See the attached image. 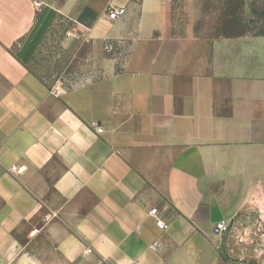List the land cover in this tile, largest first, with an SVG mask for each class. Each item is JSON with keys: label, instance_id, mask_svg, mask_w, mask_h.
I'll return each instance as SVG.
<instances>
[{"label": "crops", "instance_id": "0c3cea01", "mask_svg": "<svg viewBox=\"0 0 264 264\" xmlns=\"http://www.w3.org/2000/svg\"><path fill=\"white\" fill-rule=\"evenodd\" d=\"M62 19L81 78L55 89L29 64ZM256 42L212 57L173 0H0V264H264Z\"/></svg>", "mask_w": 264, "mask_h": 264}, {"label": "rangeland", "instance_id": "374dc122", "mask_svg": "<svg viewBox=\"0 0 264 264\" xmlns=\"http://www.w3.org/2000/svg\"><path fill=\"white\" fill-rule=\"evenodd\" d=\"M173 5L176 31L200 39L212 57L232 63L256 59V41L264 37V0H173ZM71 28L65 19L53 26L29 64L49 85L61 78L70 86L81 78L71 70L73 52L66 43Z\"/></svg>", "mask_w": 264, "mask_h": 264}, {"label": "built area", "instance_id": "2783aa9c", "mask_svg": "<svg viewBox=\"0 0 264 264\" xmlns=\"http://www.w3.org/2000/svg\"><path fill=\"white\" fill-rule=\"evenodd\" d=\"M126 13V8L125 7H110L109 10H108V16L110 17V19L112 20H116L118 19L119 17H121L122 15H124ZM69 36H75V31L74 30H71L69 33H68ZM109 50H114V47L113 46H110L109 47ZM62 87H64V81L63 79H58L54 85V88L55 89H61ZM103 131V128H98V132H102ZM26 168L25 165H22V166H18V165H13L12 166V170H20V169H24ZM149 214L151 216H153L156 220V224L159 228L161 229H164L166 228V223L164 222V220L162 218L159 217V210L157 207L151 209L149 211ZM233 228V224L224 219L222 221H219L217 224H216V228L215 230L218 232V233H222V234H227L231 231V229ZM91 251L90 249L86 250V252H89Z\"/></svg>", "mask_w": 264, "mask_h": 264}]
</instances>
